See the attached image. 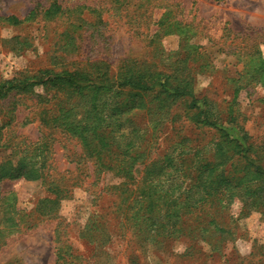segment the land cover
<instances>
[{
    "label": "rangeland",
    "instance_id": "rangeland-1",
    "mask_svg": "<svg viewBox=\"0 0 264 264\" xmlns=\"http://www.w3.org/2000/svg\"><path fill=\"white\" fill-rule=\"evenodd\" d=\"M50 2L0 0V17L37 12L0 21V80L28 82L0 95V264H264L258 179L202 202L203 180L242 157L264 171V0H56L67 11L46 19ZM47 70L164 75L187 95L123 106L42 83ZM148 187L152 225L133 217Z\"/></svg>",
    "mask_w": 264,
    "mask_h": 264
},
{
    "label": "trees",
    "instance_id": "trees-1",
    "mask_svg": "<svg viewBox=\"0 0 264 264\" xmlns=\"http://www.w3.org/2000/svg\"><path fill=\"white\" fill-rule=\"evenodd\" d=\"M66 9L62 8L56 0H51L49 7L43 12L44 18H54L57 16H61ZM37 15L36 10H32L24 19H19L16 16H8V17H0V21L11 25V26H19L28 20H33ZM77 25L71 24V30L76 29ZM45 77V78H43ZM39 80L42 83H49L52 86H56L60 84L67 88H71L72 92L80 93L83 90H91L94 92H105L111 97V101L113 100L114 104L123 105L127 102L136 103L139 101H143L144 97L148 95L149 92H155L159 94H165L168 96L178 97V95H187L186 88H179L174 86L170 81L168 76L158 75L152 80H146L140 74H128L117 76L115 79H110L105 72H99L94 74L93 72H72V71H60L55 72L53 70H47L44 72L43 76ZM27 81V80H26ZM28 82L16 81V80H0V95L2 92L10 90L12 87L16 85H27ZM128 97L127 102L122 101V97ZM186 101V103H185ZM185 106L188 110H194L192 114L194 116V121L198 124H209L207 123L208 119L204 116L201 110H198V106L195 102H193V98L191 100H185ZM97 138H101L100 134H97ZM83 145L87 147V151L94 152L96 157H100V153L104 148H101L99 145V141L97 140V145L86 136L82 135L81 137ZM93 144V147H91ZM245 151L247 152L246 148ZM207 162V160H203ZM198 163V162H196ZM199 168L196 166L197 174L201 173V167H204V164L199 161ZM247 156L242 157V162H238L236 165L235 162L231 164L227 169H222L219 173H213L212 176H209L205 181L203 180V192L204 197L202 202H209L216 198H212L217 191L219 186L223 185V182H237L242 181L244 177H253L258 179V184L254 189V198L255 202L260 203L264 207V171L261 170L260 166H256L253 164ZM198 165V164H197ZM232 186V185H231ZM150 193V198L148 202L143 201L138 209L133 213V217L135 220H140V217H145L143 220H147L149 225L155 224L157 221L155 215L160 213L159 203L162 198L161 195H157L156 191L151 188H144L143 193ZM233 193V192H231ZM165 201L167 197H165ZM186 212L189 204L187 202L184 203ZM170 210H166L165 214L169 218L170 216L174 217V214L177 213V210H171L172 212H168Z\"/></svg>",
    "mask_w": 264,
    "mask_h": 264
}]
</instances>
